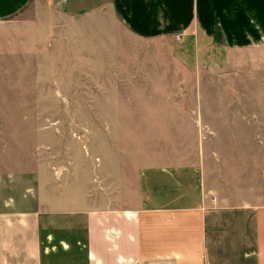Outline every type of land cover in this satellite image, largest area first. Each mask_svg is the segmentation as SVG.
Returning <instances> with one entry per match:
<instances>
[{"label": "crops", "instance_id": "0c3cea01", "mask_svg": "<svg viewBox=\"0 0 264 264\" xmlns=\"http://www.w3.org/2000/svg\"><path fill=\"white\" fill-rule=\"evenodd\" d=\"M61 48L119 95L100 100L96 167L34 156L0 209V264H264V0H0L8 105H52ZM8 144L0 171L22 176Z\"/></svg>", "mask_w": 264, "mask_h": 264}, {"label": "rangeland", "instance_id": "374dc122", "mask_svg": "<svg viewBox=\"0 0 264 264\" xmlns=\"http://www.w3.org/2000/svg\"><path fill=\"white\" fill-rule=\"evenodd\" d=\"M76 55L77 53L71 50L67 53L65 48L59 50L58 74L52 76L53 79H57L56 83L53 81V86H56L57 90L55 98L52 97L51 106L35 105L32 100H21V106L8 105L10 103L5 101V98L11 96L0 92V136H3L0 138V152H4L3 147L7 142L13 143L16 147L21 144V154H24L22 158L26 161L27 169L22 176L21 172L0 171V209L3 208L10 195L19 190L21 192V185L18 186L19 182L21 184V179L31 183L33 174L28 169L34 163V156H39L43 163L52 162L55 163L57 169H64L71 156H78L82 149L86 154L91 153L90 159L94 167L97 166L98 132L106 130L108 126V124L99 122L100 100L114 98L116 92L98 89L101 87L99 84L104 81L113 82L112 76L103 78L96 73L100 60L93 58L92 55L90 59H78ZM170 65L172 66L173 63L171 62ZM79 67H85V73L73 75L66 73L67 70L78 72L81 69ZM31 84L26 82L27 87ZM122 93L126 94L124 97H137L135 92L132 95L130 94L132 92ZM30 94L33 95V92ZM234 94L235 98H241L240 94L236 92ZM22 95L21 93V99ZM118 95L119 92L116 93V96ZM27 96L28 94L25 98ZM176 96L192 100L195 94L184 86ZM154 97H161V93L155 91ZM209 97L206 95L204 98ZM187 105H189L188 102ZM210 109L207 107L206 111ZM222 111L235 115L236 118L244 113L240 104L233 108H222ZM53 133H56V137Z\"/></svg>", "mask_w": 264, "mask_h": 264}, {"label": "built area", "instance_id": "2783aa9c", "mask_svg": "<svg viewBox=\"0 0 264 264\" xmlns=\"http://www.w3.org/2000/svg\"><path fill=\"white\" fill-rule=\"evenodd\" d=\"M175 37H176V39H178V35H176Z\"/></svg>", "mask_w": 264, "mask_h": 264}]
</instances>
